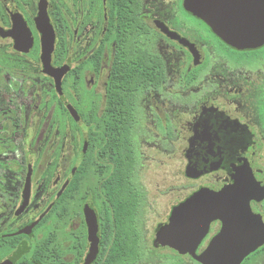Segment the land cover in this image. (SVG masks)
<instances>
[{
  "label": "flooded vegetation",
  "instance_id": "flooded-vegetation-1",
  "mask_svg": "<svg viewBox=\"0 0 264 264\" xmlns=\"http://www.w3.org/2000/svg\"><path fill=\"white\" fill-rule=\"evenodd\" d=\"M201 190L221 218L192 252L164 244ZM263 217L264 44H226L184 0H0V264H83L94 223L90 264H210L220 232Z\"/></svg>",
  "mask_w": 264,
  "mask_h": 264
},
{
  "label": "water",
  "instance_id": "water-1",
  "mask_svg": "<svg viewBox=\"0 0 264 264\" xmlns=\"http://www.w3.org/2000/svg\"><path fill=\"white\" fill-rule=\"evenodd\" d=\"M44 6L43 2L39 5L36 26L41 34L44 71L51 72L54 33ZM184 7L232 47L251 49L264 44V0H184ZM65 70L54 69L53 72L59 78ZM222 203L221 194L214 191L201 190L192 195L174 209L165 230L168 239L163 243L192 252L204 237L209 224L221 218ZM243 222L244 225L238 224L230 232L223 230L213 240L207 254L210 264H240L264 243V217L247 218ZM89 239L90 247L83 264H90L98 251L95 223L90 228Z\"/></svg>",
  "mask_w": 264,
  "mask_h": 264
},
{
  "label": "rangeland",
  "instance_id": "rangeland-1",
  "mask_svg": "<svg viewBox=\"0 0 264 264\" xmlns=\"http://www.w3.org/2000/svg\"><path fill=\"white\" fill-rule=\"evenodd\" d=\"M173 169L172 163L169 161V166H165V168L160 167L157 171L154 169L147 173L148 180L150 182H157V181H166L171 182L173 181Z\"/></svg>",
  "mask_w": 264,
  "mask_h": 264
}]
</instances>
